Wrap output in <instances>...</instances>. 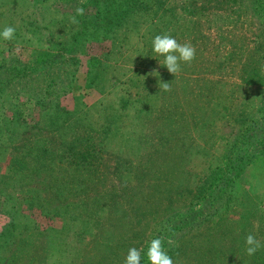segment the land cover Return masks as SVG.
<instances>
[{
    "label": "rangeland",
    "instance_id": "obj_1",
    "mask_svg": "<svg viewBox=\"0 0 264 264\" xmlns=\"http://www.w3.org/2000/svg\"><path fill=\"white\" fill-rule=\"evenodd\" d=\"M44 1L31 13L33 0H0V31L18 38H0V64L66 49L54 81L67 84L58 108L70 122L50 131L53 113L27 106V128L0 148V264H125L131 247L149 264L148 241L164 238L225 146L263 115L264 0ZM165 34L196 49L175 76L153 51ZM232 195L227 216L246 230L215 220L165 241L174 264H238L227 255L249 233L262 247L247 264H264V158Z\"/></svg>",
    "mask_w": 264,
    "mask_h": 264
},
{
    "label": "trees",
    "instance_id": "obj_2",
    "mask_svg": "<svg viewBox=\"0 0 264 264\" xmlns=\"http://www.w3.org/2000/svg\"><path fill=\"white\" fill-rule=\"evenodd\" d=\"M259 1L255 0V3ZM45 4L44 0H33L30 12L32 13L36 7ZM256 9L261 12L257 6ZM14 38L18 41L16 33ZM15 41L6 42L12 47L16 45ZM66 51V49L59 48L47 53L44 61L33 65L21 64L13 53L2 58L0 64V148L5 146V142L9 145L15 144L27 128L24 110L27 106L39 109L46 114L53 113L51 122H48L50 131L58 130L57 127L62 122L63 124L70 122V113L60 111L58 108L61 95L68 92L67 84L58 88V83L54 81V76L58 77L55 73L60 72V68L55 70V65L63 60V53ZM69 76L71 73L66 74L65 79ZM21 95L24 98H21ZM239 133L231 144L225 146L221 159L224 165L211 169L203 184L196 189L193 198L189 200L183 214L179 218H171L164 222L166 227L163 225L160 232L163 233L166 242L174 238L177 242L183 236L198 232L201 228H209L215 220L216 224L221 222L220 220H225L230 226L238 227L237 234L246 230L244 218L239 220L241 222H233L227 215L230 209L238 207L235 204L236 198L232 197L237 179L247 166L264 158V112L258 120L250 122V125ZM2 153H6V150L5 152L0 151V155ZM16 169L17 173L23 172L24 165L20 164ZM247 199L250 200V197ZM249 228L250 226L248 230ZM245 248V243H242L239 247L229 250L230 254L227 256L230 261L234 255L237 259L236 263L247 264L252 256L246 254Z\"/></svg>",
    "mask_w": 264,
    "mask_h": 264
},
{
    "label": "clouds",
    "instance_id": "obj_3",
    "mask_svg": "<svg viewBox=\"0 0 264 264\" xmlns=\"http://www.w3.org/2000/svg\"><path fill=\"white\" fill-rule=\"evenodd\" d=\"M76 14L84 15L82 7L76 8ZM76 23L75 16L70 18ZM16 29L12 26H6L0 31V38L10 41L14 38ZM153 51L164 57L163 66L174 76L181 70V62L190 64L196 55L195 47L189 42L181 44L170 35H156L152 41ZM150 75L159 76V73L153 70ZM160 87L164 91H170L168 82H161ZM169 245L173 244L171 239L167 240ZM165 239L161 237L153 238L149 241L146 256L149 264H174L172 257L168 254L165 247ZM245 251L248 256H253L262 247L261 242L254 235L249 233L245 237ZM141 251L131 247L125 258V264H141Z\"/></svg>",
    "mask_w": 264,
    "mask_h": 264
}]
</instances>
